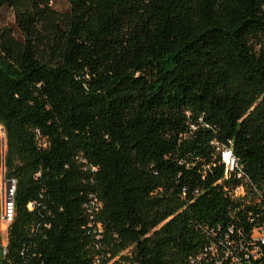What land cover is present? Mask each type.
<instances>
[{"label":"trees","instance_id":"1","mask_svg":"<svg viewBox=\"0 0 264 264\" xmlns=\"http://www.w3.org/2000/svg\"><path fill=\"white\" fill-rule=\"evenodd\" d=\"M66 1L0 0V264H262L264 0Z\"/></svg>","mask_w":264,"mask_h":264},{"label":"built area","instance_id":"2","mask_svg":"<svg viewBox=\"0 0 264 264\" xmlns=\"http://www.w3.org/2000/svg\"><path fill=\"white\" fill-rule=\"evenodd\" d=\"M223 158L229 168H234L235 158L230 150L223 152ZM17 179L4 177L3 186L0 189V215H1V226H5L6 235L2 236L0 240V257H4L8 252V229L11 223L16 217V191H17ZM98 227L101 229V225ZM102 234L95 233V254L89 264H131L126 257L131 254V247L113 250L108 248L101 237ZM255 240H260L264 243V227L256 228L253 233ZM260 246L254 250V256L258 257ZM264 264V261L262 262Z\"/></svg>","mask_w":264,"mask_h":264},{"label":"rangeland","instance_id":"3","mask_svg":"<svg viewBox=\"0 0 264 264\" xmlns=\"http://www.w3.org/2000/svg\"><path fill=\"white\" fill-rule=\"evenodd\" d=\"M51 5L55 10L67 11L69 9V3L66 0H51ZM4 28H10L17 37L21 38L20 30L16 23L15 11L10 6H5L0 9V30ZM0 139H1V164H0V189L3 186L4 177L6 173L5 156L8 150L7 137L5 129L0 126ZM5 226H1L2 236L6 235L4 230Z\"/></svg>","mask_w":264,"mask_h":264}]
</instances>
